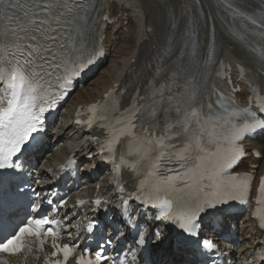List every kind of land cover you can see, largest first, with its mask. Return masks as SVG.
<instances>
[{
	"label": "snow or ice",
	"instance_id": "obj_1",
	"mask_svg": "<svg viewBox=\"0 0 264 264\" xmlns=\"http://www.w3.org/2000/svg\"><path fill=\"white\" fill-rule=\"evenodd\" d=\"M87 7L78 0H0V170L21 168L17 160L32 147L29 141L35 139L33 134L43 131L45 113L56 109L58 101L71 90L74 78L94 63L93 56L74 55L76 41L87 28ZM215 7L228 13L227 18L221 17L226 33L247 49L264 69V2L258 12L252 13L246 10L251 7L248 0L241 3L217 0ZM199 19L208 38L206 50L202 51L200 31L190 22L182 36L180 64L171 70L166 80L159 83L150 80L143 95L135 89L130 104L123 110L118 100H114L111 110L105 101L86 110L91 113L87 121H77L89 127L95 120L103 121L100 127L106 130V138L100 141L93 137V142L100 144L102 158L106 152V158L114 161L118 145L128 155L136 157L135 162L127 166L142 178L137 186L139 194L129 196H134L141 204L160 209L155 218L181 230L174 239L165 237L152 248L145 246L144 235H140L138 244L145 246L144 264H161L154 259L158 254L186 249L191 242L188 237L199 235L203 217L226 211L230 202L248 204L252 190L253 175L227 173L246 155L240 142L246 136L264 134V119L247 108L232 112L226 118L217 115L212 111V104L205 102L211 87L208 70L222 62L216 58L215 23L210 22L211 16L204 18L203 13ZM250 37L258 40L254 42ZM189 48L191 51L187 52ZM185 55L190 66L203 69L200 80L189 73L183 83L180 82L181 72L186 71L183 67ZM162 72L163 68L158 66L156 75ZM254 92L259 99L258 90L254 88ZM218 103L224 106L223 100ZM261 108L264 109V105ZM231 117H243V123H236ZM120 162L125 163L123 155ZM116 171L119 172V165ZM167 172L175 174H164ZM3 182L0 178V184ZM119 191H125L123 186ZM258 193L256 203L264 205V176L260 177ZM122 200L127 213L128 201ZM47 203L53 202L48 200ZM66 204L67 200L60 202V206ZM95 204L99 206L101 201L96 200ZM38 210L36 204L33 211ZM259 212L257 209L260 227L264 228V215ZM127 223L135 227L131 216ZM60 224L59 219L33 218L8 232L6 225L0 223V254L12 257L26 248L31 252L26 237H35L39 250L43 251L45 238L52 237V256L62 254L63 259L50 257L46 264H68L80 246L78 242L73 245L57 243L62 237L51 225ZM96 228L97 224L90 222L86 230L92 233ZM159 236L154 230L149 244ZM99 247L101 250L81 249L77 264H104L108 257L103 254V245ZM203 247L213 249L216 246L205 241ZM0 264L9 262L0 259ZM162 264L180 262L175 255H169Z\"/></svg>",
	"mask_w": 264,
	"mask_h": 264
},
{
	"label": "bare ground",
	"instance_id": "obj_2",
	"mask_svg": "<svg viewBox=\"0 0 264 264\" xmlns=\"http://www.w3.org/2000/svg\"><path fill=\"white\" fill-rule=\"evenodd\" d=\"M216 3L217 0H99L98 16L94 20L89 34L91 37H104L103 44L107 51V65L102 66L84 90L79 89L74 93L69 105L99 102L110 90L136 76H142V84L145 85L149 76L154 72L158 57L167 47L168 35L172 31L180 34L187 29L186 17L192 10L197 12L199 16L203 13L204 18L211 16L210 22L215 23L216 42L221 46L220 54L224 63L233 72L238 65L245 66L246 75L242 82H248L252 85L263 83L260 71L231 49L230 36L221 23V17L227 18L228 13L223 9L218 10L215 7ZM106 14L115 20L112 25L102 21V17ZM202 35L205 44H207V36L204 33ZM252 38L250 37V39ZM178 56L179 48L173 58ZM233 77L234 80H237L238 76L234 73ZM237 98L245 102L247 96L241 93ZM70 115L71 113L68 111L64 120H69ZM62 127L64 128L61 135L58 136V143L61 146L55 150H50L51 155L48 158L50 164L63 161L73 152L80 155L81 150L77 151L79 143L88 141V136L85 138L76 128L65 125ZM65 129H67L68 135L71 132L72 134L63 137L62 134ZM250 145L264 151V144L250 142ZM47 153H49L47 148L42 150L43 156ZM252 162L260 165V171L264 169V159L252 160ZM91 165V162H88L86 166L90 167ZM241 168L247 170L249 163L245 162ZM241 231L242 240L247 246L245 248L249 252L253 248L250 245H256L254 239L250 241L256 233L255 224L248 217H244ZM169 255L175 254H164L157 260H165ZM179 262L180 264H190L187 263L189 261L186 259Z\"/></svg>",
	"mask_w": 264,
	"mask_h": 264
}]
</instances>
